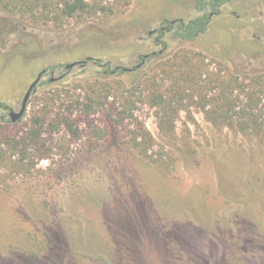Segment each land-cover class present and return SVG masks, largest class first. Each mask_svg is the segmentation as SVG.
<instances>
[{
  "label": "rangeland",
  "instance_id": "374dc122",
  "mask_svg": "<svg viewBox=\"0 0 264 264\" xmlns=\"http://www.w3.org/2000/svg\"><path fill=\"white\" fill-rule=\"evenodd\" d=\"M71 3L0 0V102L18 111L38 73L63 65L18 121L0 106V264H264V132L216 126L190 104L166 135L144 86L190 50L245 83L264 75V0H232L166 47L149 32L200 15L196 0ZM152 52L122 75L95 62L132 68Z\"/></svg>",
  "mask_w": 264,
  "mask_h": 264
},
{
  "label": "trees",
  "instance_id": "16d2710c",
  "mask_svg": "<svg viewBox=\"0 0 264 264\" xmlns=\"http://www.w3.org/2000/svg\"><path fill=\"white\" fill-rule=\"evenodd\" d=\"M215 1L211 0L210 4L215 6ZM218 1L221 3V0ZM208 2V0H198L196 7L202 13L194 18L179 19L177 24L163 21L161 25L167 26L165 31L158 28L157 41L160 40L166 47L167 41L163 38L169 32L183 40H193L204 33L210 22L209 12L205 11ZM85 5V0H72L67 12L72 14L77 9L83 10ZM159 54L160 52H152L139 56V65L132 68L121 64L112 65L108 61L95 62L104 74L122 75L139 70L149 59ZM89 60L90 57L82 60L79 65H85ZM60 66L63 65H50L46 69L52 74ZM65 69L67 71L71 68L65 67ZM251 80L250 83H245L237 73L228 74L222 66L218 71L213 72L209 69L204 55L190 50L173 55L162 69L161 77L156 75L149 77L144 82V86L147 90L148 102L158 109V126L166 135L174 132L178 114L190 104L198 105L206 118L216 126L238 128L259 134L264 132V117L259 107L261 98L264 97V75H258ZM213 91L215 93H212ZM241 97H245L246 100L241 102ZM0 106L7 108L2 102ZM44 116L43 113L34 116L32 119L34 126L43 125ZM39 136L38 129H34L32 138L36 141ZM137 138L138 136L134 135L133 145L138 150H142V142ZM151 141L150 132L144 129V153L147 152V145Z\"/></svg>",
  "mask_w": 264,
  "mask_h": 264
},
{
  "label": "water",
  "instance_id": "95a60500",
  "mask_svg": "<svg viewBox=\"0 0 264 264\" xmlns=\"http://www.w3.org/2000/svg\"><path fill=\"white\" fill-rule=\"evenodd\" d=\"M81 62V60H77V61H74V62H71V63H68L66 65V68H71L77 64H79ZM45 69L41 70L37 77L32 81V83L29 85L24 97H23V100H22V103H21V108L16 111L14 110L13 108H11L10 112H9V116H10V120L12 122H16L18 121L20 118H22V116L24 115L25 111H26V108H27V103H28V100L33 92V90L35 89L36 85L40 82V80L42 79V76H43V73H44ZM63 76V75H62ZM61 77V76H60ZM51 81L55 80V78H51L50 79Z\"/></svg>",
  "mask_w": 264,
  "mask_h": 264
},
{
  "label": "flooded vegetation",
  "instance_id": "af4514ba",
  "mask_svg": "<svg viewBox=\"0 0 264 264\" xmlns=\"http://www.w3.org/2000/svg\"><path fill=\"white\" fill-rule=\"evenodd\" d=\"M209 2L207 3V5H206V9H205V11L206 12H209V18L211 19V17L214 15V14H216V13H218V12H220L221 11V9H222V7L223 6H226L227 4H228V2H230V1H232V0H221V3H219V1L218 0H216L215 1V6H213V5H211L210 4V1L211 0H208ZM198 2V0H196V3ZM197 5V4H196ZM201 13H202V11H200ZM181 20V19H180ZM183 20V19H182ZM163 21H168V22H172V23H174V24H177L178 22H179V19L178 20H169V19H164ZM162 21V22H163ZM162 22H161V24H162ZM166 24H164V25H160V29L162 30V31H165V28H166ZM149 34H151V35H155V34H158V28H156V29H153V30H151L150 32H149ZM82 61V60H81ZM68 64V63H67ZM66 64V65H67ZM80 64V63H79ZM66 65H65V67H66ZM78 65V64H77ZM76 66V65H75ZM74 67V66H73ZM73 67H71V68H73ZM47 68V67H46ZM46 68H44L45 69V71H44V73H43V75H45L46 73H49V71L46 69ZM43 70V69H42ZM54 73V72H53ZM51 74V73H50ZM62 75H66V73H63ZM43 77V76H42ZM52 78V77H51ZM50 78V79H51ZM41 81V80H40ZM51 81V80H50ZM37 86V85H36ZM36 88V87H35ZM11 108L12 107H7L6 108V110H8L9 112H10V110H11ZM8 112V113H9Z\"/></svg>",
  "mask_w": 264,
  "mask_h": 264
}]
</instances>
